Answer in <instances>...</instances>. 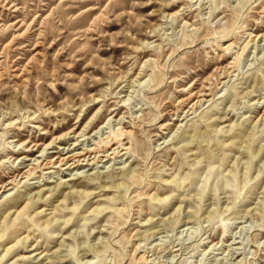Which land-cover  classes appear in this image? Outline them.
Returning a JSON list of instances; mask_svg holds the SVG:
<instances>
[{
    "label": "rangeland",
    "instance_id": "rangeland-1",
    "mask_svg": "<svg viewBox=\"0 0 264 264\" xmlns=\"http://www.w3.org/2000/svg\"><path fill=\"white\" fill-rule=\"evenodd\" d=\"M30 165L0 264H264V0H0V185Z\"/></svg>",
    "mask_w": 264,
    "mask_h": 264
},
{
    "label": "bare ground",
    "instance_id": "bare-ground-1",
    "mask_svg": "<svg viewBox=\"0 0 264 264\" xmlns=\"http://www.w3.org/2000/svg\"><path fill=\"white\" fill-rule=\"evenodd\" d=\"M204 90H205V88L202 85V87L199 89L198 92H191L190 93L189 97H187V98L191 99V100H193V98H196V101L192 102V104L190 103L191 106L189 107V109H192L195 105H197V103L201 102L199 97L206 95V93L204 94ZM189 109L187 111L184 110L185 113H187L189 111ZM23 144H25V142H23ZM49 144H51V142L47 143V145H45V147H47ZM33 146H35V144H33ZM115 150H116V148H112L110 153H106L103 157L107 158L110 156V154H118V152ZM93 151H94V149L91 148V149L86 150V151L81 150V151L74 152L71 154H67L64 156L58 155L56 157H52V158H49V159L43 161L41 163V165H42V167H51V168L52 167H59L60 165H65L66 168L73 169L75 167H78L84 161L85 162L91 161L93 163L95 160H98L99 157L96 156L95 153H93ZM105 151L106 150L103 149V152H105ZM33 169H34V167L31 165L26 167L23 170L16 169L15 173L10 177V179L8 178V180L5 183L0 185V193L2 194V193H4V191L10 190L12 188V187H9L10 185H14V186L17 185V183H19L18 181L20 180V178L28 177L31 174ZM23 208H26V206H24Z\"/></svg>",
    "mask_w": 264,
    "mask_h": 264
}]
</instances>
